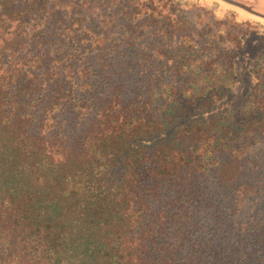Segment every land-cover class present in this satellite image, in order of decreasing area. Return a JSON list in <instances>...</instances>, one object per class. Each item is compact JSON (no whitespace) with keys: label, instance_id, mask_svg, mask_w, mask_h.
<instances>
[{"label":"trees","instance_id":"trees-1","mask_svg":"<svg viewBox=\"0 0 264 264\" xmlns=\"http://www.w3.org/2000/svg\"><path fill=\"white\" fill-rule=\"evenodd\" d=\"M68 6L0 0V264H178L166 238L218 183L252 193L236 180L264 141L257 65L95 36Z\"/></svg>","mask_w":264,"mask_h":264},{"label":"rangeland","instance_id":"rangeland-1","mask_svg":"<svg viewBox=\"0 0 264 264\" xmlns=\"http://www.w3.org/2000/svg\"><path fill=\"white\" fill-rule=\"evenodd\" d=\"M62 1L69 9L74 7L72 17L95 25V36L101 34L97 29L119 35L115 30L120 26L118 30L123 37L134 35L138 40L146 37L163 50L175 51L179 47L186 51L198 50L208 59L224 57L229 51L235 57L248 53L243 56L246 63H256L264 82V56H257L261 46L264 48V33L257 35L262 27L255 22L238 20L230 8L224 9L220 3L203 0ZM235 10L237 15L247 17ZM253 39L255 44H250ZM122 53H126V49ZM160 55L157 52L154 57L152 65L156 68L157 63L161 66L164 60ZM141 64V67L146 65L144 61ZM247 68L241 66L238 73L243 74ZM239 85H246L245 75H239ZM255 146L245 155L243 169L236 180V184L246 182L253 186L252 193L247 197L239 195L238 199L235 188L229 186L228 189L218 183L217 194L205 196L202 210L193 212L196 223L192 231L184 232L182 240L176 236L164 239L183 255L177 258L178 264H264V141Z\"/></svg>","mask_w":264,"mask_h":264},{"label":"crops","instance_id":"crops-1","mask_svg":"<svg viewBox=\"0 0 264 264\" xmlns=\"http://www.w3.org/2000/svg\"><path fill=\"white\" fill-rule=\"evenodd\" d=\"M205 2H217V3H220L221 5H223V8L226 9L227 7L230 8L231 12L234 13L235 17L240 20V21H251V22H255L257 24H259L262 28H260V32H258L257 34H261V33H264V17H261L259 15H256V14H253V13H250L248 11H246L245 9L241 8V7H238V6H235V5H232V4H229L223 0H203ZM236 1H239V0H236ZM239 2H242L246 5H249L251 6L255 11L261 13V14H264V4L262 3V0H257L256 3H246V2H243V1H239ZM227 6V7H226ZM235 9L237 10H240L242 11L247 17H241L239 15H237L235 13Z\"/></svg>","mask_w":264,"mask_h":264},{"label":"water","instance_id":"water-1","mask_svg":"<svg viewBox=\"0 0 264 264\" xmlns=\"http://www.w3.org/2000/svg\"><path fill=\"white\" fill-rule=\"evenodd\" d=\"M223 1H225V2H227L229 4L241 7V8L245 9L246 11H248L250 13L259 15L261 17H264V14H261V13L255 11L251 6L246 5V4L242 3V2H239V1H236V0H223Z\"/></svg>","mask_w":264,"mask_h":264},{"label":"flooded vegetation","instance_id":"flooded-vegetation-1","mask_svg":"<svg viewBox=\"0 0 264 264\" xmlns=\"http://www.w3.org/2000/svg\"><path fill=\"white\" fill-rule=\"evenodd\" d=\"M262 3L264 4V0H262Z\"/></svg>","mask_w":264,"mask_h":264}]
</instances>
